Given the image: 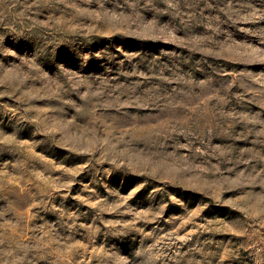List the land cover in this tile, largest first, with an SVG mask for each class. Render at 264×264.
<instances>
[{
    "label": "rangeland",
    "instance_id": "rangeland-1",
    "mask_svg": "<svg viewBox=\"0 0 264 264\" xmlns=\"http://www.w3.org/2000/svg\"><path fill=\"white\" fill-rule=\"evenodd\" d=\"M0 264H264V0H0Z\"/></svg>",
    "mask_w": 264,
    "mask_h": 264
}]
</instances>
